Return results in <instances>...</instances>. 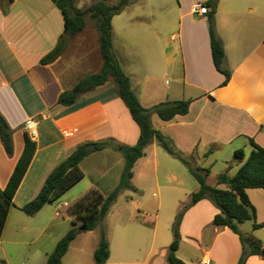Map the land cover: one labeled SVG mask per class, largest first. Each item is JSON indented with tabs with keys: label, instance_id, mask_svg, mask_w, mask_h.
Returning a JSON list of instances; mask_svg holds the SVG:
<instances>
[{
	"label": "crops",
	"instance_id": "obj_1",
	"mask_svg": "<svg viewBox=\"0 0 264 264\" xmlns=\"http://www.w3.org/2000/svg\"><path fill=\"white\" fill-rule=\"evenodd\" d=\"M206 1L177 0V7H170V13L166 14L168 17L172 14L177 20L176 25L167 29V36L166 18L161 19L158 28L150 23V19L144 23L147 19L138 13L125 18L126 11L141 10L138 9L140 4L130 2L113 18V53L130 77L132 90L144 108L151 109L166 101L191 100L187 115L177 116L169 122H152V125L170 138L194 166L207 168L204 162L214 152L225 148L235 156L236 151L242 150L236 144L242 139L245 158L238 161L232 176H229L232 167L226 165L215 183H210L211 166L208 168V184L227 189L226 185H218V178L223 174L229 177L237 174L252 152L249 138L264 147V0H218L215 31L224 46L223 67L232 74L227 85H223L225 76L213 62L208 16L198 15L195 10V5ZM4 5L5 9L0 4V114L10 128L13 153L7 155L0 139L1 190L7 188L24 151L26 121L34 119L38 123V136L33 140L37 144L36 153L15 194V207L0 240V264H11L9 248L5 245L10 217L37 197L56 167L86 142L113 140L120 145L134 146L140 130L118 96L116 83L111 77L91 91L76 93L78 96L71 105L58 102L62 94L74 92L83 78L101 71L103 59L96 26H91L86 19L85 28L69 37L65 35L62 12L51 0H5ZM63 37L62 54L52 63L43 65L41 61ZM135 37H139L136 42L144 41L142 46L133 43ZM121 44L123 48L118 46ZM161 149L156 139L146 147L145 156L134 166L131 180L137 191L124 190L120 194L133 201L139 214L120 221L123 231L113 239L107 236L110 258L106 264H168L167 250L173 238L167 232L166 243H160L157 224L148 220L154 212L149 198L155 196L162 203L161 177L165 183H175L166 200L169 231L182 205L188 203L199 188L191 185L186 177L182 176L183 180H180L171 165L164 168L166 155ZM210 149L213 151L207 155ZM103 152L115 151L106 149L93 153L82 162L84 179L64 195L71 199L64 202L70 208L92 192L107 196L94 182L77 191L87 178L82 165ZM229 161L224 162L229 164ZM247 194L255 207L257 223L264 224V190L248 189ZM219 213L209 199H204L184 214L177 255L186 264V257L179 252L184 254L187 247L201 252L203 259L208 258L211 264L239 263L243 251L239 237L228 228L213 226ZM65 216L77 227L73 209L64 208L61 217ZM251 223L250 227L246 223L240 224V231L258 238L264 248V227L254 230ZM14 230L21 233L18 228ZM46 230L43 228L39 235ZM83 232L80 231L71 243L63 264ZM112 244L116 246L114 260ZM126 247H131L134 252H129ZM49 254L40 256L42 264H46ZM68 263L84 264L76 257ZM246 264H264V259L251 256Z\"/></svg>",
	"mask_w": 264,
	"mask_h": 264
},
{
	"label": "trees",
	"instance_id": "obj_2",
	"mask_svg": "<svg viewBox=\"0 0 264 264\" xmlns=\"http://www.w3.org/2000/svg\"><path fill=\"white\" fill-rule=\"evenodd\" d=\"M5 0H0V4L5 9ZM9 1V0H7ZM62 12L65 21V35L72 37L82 31L86 26V19L89 17L96 22V29L99 32V46L103 59V67L97 74L83 78L78 87L81 92H88L107 82L111 77L117 86L118 96L128 108L134 122L138 125L140 136L134 146L120 145L113 140L101 142H86L77 149L47 177L41 191L37 197L25 204L21 211L33 217L38 214L46 205L52 204L63 197L74 186L80 183L85 174L81 169L82 162L93 153L106 149L119 152L124 159V168L118 186L107 196L92 192L78 202L73 212L81 222H74L75 226L82 223L86 226V231L94 230L99 223H102L108 215L111 206L116 202L119 195L124 190L137 191L132 186L131 180L134 176V166L136 162L145 156L146 147L156 139L161 147L170 155L185 164L190 173L199 183V190L192 194L190 201L182 205L176 215L172 226L173 241L168 247L166 261L168 264H186L177 255L181 243L180 226L186 211L204 199H209L220 211L213 220V226L217 228H228L235 233L242 244V255L238 264H246L251 256H262V242L253 235H244L240 229V224L248 221L253 222L254 230L264 227V224L257 223L256 210L251 203L247 190H264V147L259 146L252 138L249 143L252 152L247 157L245 163L241 165L234 177L223 174L218 178V185H226L227 189H219L210 186L207 177L210 170L201 166H194L189 158L179 151L173 141L164 136L152 125V115H158L163 121L169 122L177 116H185L189 113L191 100L166 101L154 106L151 109L144 108L138 97L132 90L131 79L125 74L122 67L116 60L113 53V18L130 4V0H119L116 4H109L106 0H96L86 8H78L76 0H51ZM218 0H207L202 3L209 8L208 16L212 58L216 69L225 76L223 85H227L231 79V72L223 67L225 51L222 42L217 38L215 31V15ZM65 37L62 38L58 46L46 56L41 63L47 65L57 59L63 52ZM74 92H66L59 97V104L68 106L74 103L77 98ZM0 139L7 155L13 153V143L10 128L0 114ZM37 144L28 134H26L24 151L11 176L9 184L5 190L0 189V240L2 239L10 213L15 207L14 197L24 179L28 168L36 153ZM210 149L207 153H212ZM235 157L242 162L245 158L242 150L235 152ZM93 197L92 202H85ZM92 204V205H91ZM80 230L77 227L71 229L56 245L54 251L49 255L46 264H63V258L67 254L71 243L77 238ZM110 258V246L102 234L101 241L94 252L95 264H106Z\"/></svg>",
	"mask_w": 264,
	"mask_h": 264
},
{
	"label": "rangeland",
	"instance_id": "obj_3",
	"mask_svg": "<svg viewBox=\"0 0 264 264\" xmlns=\"http://www.w3.org/2000/svg\"><path fill=\"white\" fill-rule=\"evenodd\" d=\"M96 0H76V5L79 8H83L86 6L91 5V3L95 2ZM109 4H116L119 0H106ZM132 5L140 4L138 9H141L139 12H135L134 10L126 11L125 18H130L133 14L143 15L147 19L144 23L147 24L148 20L150 19V23L154 24L155 26H159V22L162 18H166V36H167V29H170L172 25H174L177 20L176 18H172L171 16H167V13H170V7H177V0H130ZM129 6V5H128ZM126 9V8H125ZM124 9V10H125ZM87 21L91 24V26H96V23L88 17ZM91 21V22H90ZM177 24V23H176ZM175 24V25H176ZM172 28V27H171ZM99 33V32H98ZM135 36H138L137 33ZM141 37V36H140ZM89 38V37H87ZM139 37H135L133 39V43L139 46L143 45L144 41H138ZM119 47L123 48V44L118 45ZM127 52V50H125ZM129 53V52H128ZM75 91V90H74ZM153 123L162 122V119L156 115H152ZM170 139V138H169ZM242 139L238 141L237 148L244 149L245 146H242L241 143ZM174 144V143H173ZM161 146V145H160ZM163 154L166 155V159L163 160L164 168L172 166L175 173L179 176L180 180H183V177H186L191 182V185H194L200 188L198 181L193 177L190 173L188 167L183 164L181 161L170 155L165 149H161ZM245 150H249L245 148ZM244 150V151H245ZM180 151V150H179ZM230 149H222L219 151L214 152L207 161L204 162V167L208 169L210 166L211 174L208 178V182L215 183L216 177L223 173L222 169L224 167H232V172L229 173V176H232L238 165V160L235 156L229 152ZM233 157V158H232ZM229 161V164L225 162ZM225 161V162H224ZM195 166H197L195 164ZM83 170L87 173V178L83 183H81L80 187H78L77 191L85 189L87 186L94 182L98 189L108 195L111 193L115 187L119 184L121 179L122 170L124 168V159L122 158L119 152H112V153H99L96 154L94 157L86 161L82 165ZM227 173V172H226ZM166 174V173H165ZM164 178V177H163ZM161 177V183L163 189L162 192V203L159 202L155 196H151L149 198L151 205L154 206V212L151 214L152 217H149V221H153V223L157 224L158 231L160 234V243L164 245L166 243L167 232H169L170 237L173 238V231L170 225L169 231L167 228V214H166V200L169 198L170 189L175 187V183L169 184L167 181H163ZM165 183V184H164ZM164 184V185H163ZM134 195V194H133ZM146 198V197H144ZM142 199V198H141ZM71 199L67 196L61 197L59 200L52 204H48L44 210L39 214L33 217H29L25 215L21 210L20 212H13V215L10 217L9 226L6 232V248L8 249V255L11 264H42L41 261L43 258L40 256L44 253H52L57 245V243L71 230L74 228L72 221L68 220L66 216L63 218L61 217L63 214L64 209L61 211L58 210V206L63 204L65 201H70ZM93 197L91 196L85 204L91 203ZM92 205V204H91ZM160 206V208H159ZM70 210V205L67 207ZM111 211L105 220L102 223H99L98 226L92 231H84L81 235V238L75 243V247L70 249L69 255L65 259V264H72L68 263L71 262L72 258H77L82 261L84 264H95L94 260V252L97 249L96 247L98 243H100L102 234L105 233V237L111 236L112 239L114 236L118 234L119 231H123L121 227V222L125 220L135 217L139 214L138 210L135 208L133 201L126 200L123 195H119L117 201L111 206ZM58 212V213H57ZM176 219V218H175ZM77 222H81L76 219ZM175 221V220H174ZM252 221L245 222L247 226H251ZM83 224L79 223L77 225L78 229L82 227ZM15 228L20 229L21 233L18 234L15 232ZM46 228L47 230L41 234V230ZM17 233V234H16ZM131 234V232H130ZM245 234V233H244ZM252 234V232H251ZM247 235V234H246ZM249 235V234H248ZM38 237V238H37ZM255 237V236H254ZM116 238V237H115ZM108 241V240H107ZM173 241V240H172ZM13 242L15 244H13ZM19 243V244H17ZM172 243V242H171ZM113 247V260L116 258V246L112 244ZM129 249V252H134V249L131 247H126ZM183 250V249H182ZM183 252H179L180 255H184L187 259V264H198L203 259V255L201 252H195L194 249L191 250L188 247L184 249ZM122 251V249L118 250ZM264 251V249H263ZM49 254V255H50ZM76 260V259H74ZM198 260V262H196ZM74 263V261H73Z\"/></svg>",
	"mask_w": 264,
	"mask_h": 264
},
{
	"label": "built area",
	"instance_id": "obj_4",
	"mask_svg": "<svg viewBox=\"0 0 264 264\" xmlns=\"http://www.w3.org/2000/svg\"><path fill=\"white\" fill-rule=\"evenodd\" d=\"M195 10H196V13L201 16H206L210 12L209 8L206 6H203L202 4L195 5ZM37 127H38V123L34 119H29L25 123V130L32 140H35L38 136ZM68 206H69L68 203H63L58 206V210L62 211L64 208ZM200 264H211V261L208 258H204L200 262Z\"/></svg>",
	"mask_w": 264,
	"mask_h": 264
},
{
	"label": "water",
	"instance_id": "obj_5",
	"mask_svg": "<svg viewBox=\"0 0 264 264\" xmlns=\"http://www.w3.org/2000/svg\"><path fill=\"white\" fill-rule=\"evenodd\" d=\"M81 90H80V88L79 87H77L76 89H75V93H79ZM86 226L85 225H83L82 227H80V231H86ZM262 256H264V251H262Z\"/></svg>",
	"mask_w": 264,
	"mask_h": 264
}]
</instances>
